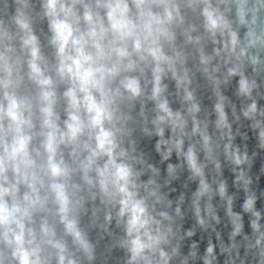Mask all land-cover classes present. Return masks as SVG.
Masks as SVG:
<instances>
[{
	"label": "clouds",
	"instance_id": "clouds-1",
	"mask_svg": "<svg viewBox=\"0 0 264 264\" xmlns=\"http://www.w3.org/2000/svg\"><path fill=\"white\" fill-rule=\"evenodd\" d=\"M0 264H264V0H0Z\"/></svg>",
	"mask_w": 264,
	"mask_h": 264
}]
</instances>
